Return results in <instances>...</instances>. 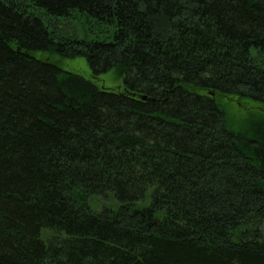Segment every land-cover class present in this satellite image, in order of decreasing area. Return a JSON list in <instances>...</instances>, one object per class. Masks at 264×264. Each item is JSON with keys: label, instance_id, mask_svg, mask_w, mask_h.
<instances>
[{"label": "trees", "instance_id": "obj_1", "mask_svg": "<svg viewBox=\"0 0 264 264\" xmlns=\"http://www.w3.org/2000/svg\"><path fill=\"white\" fill-rule=\"evenodd\" d=\"M263 109L264 0H0V264H264Z\"/></svg>", "mask_w": 264, "mask_h": 264}, {"label": "rangeland", "instance_id": "obj_2", "mask_svg": "<svg viewBox=\"0 0 264 264\" xmlns=\"http://www.w3.org/2000/svg\"><path fill=\"white\" fill-rule=\"evenodd\" d=\"M60 23L57 25L60 31V35L66 38L79 39L83 41H99L104 40V38H108L111 36V31H113L110 27L112 26H104V28L95 26L93 19L88 16L82 14L79 11H74L73 15L66 18L59 19ZM53 30V28H51ZM102 30V32H100ZM252 55L255 57L256 50H252ZM38 58H50L49 55H45V53L38 52L36 53ZM53 62H56L64 71L78 74L84 78L91 79L92 73L91 68L85 58H76V59H67L61 58L60 56H53L51 58ZM121 84L114 75L113 72H109L100 77V82L98 85L100 88L113 89L118 87ZM246 103L242 104L241 102L234 100L230 102L228 105L229 113L231 115V120L236 125H244L249 120L256 119L262 115L260 112L262 109L261 104H256L251 101H245ZM264 110V109H263ZM111 201H113L112 197H109ZM91 207L94 210L102 211L104 206L112 207V203L103 200L101 203L96 204L95 200H92ZM104 205V206H103ZM148 205V203H139L138 207H143Z\"/></svg>", "mask_w": 264, "mask_h": 264}, {"label": "water", "instance_id": "obj_3", "mask_svg": "<svg viewBox=\"0 0 264 264\" xmlns=\"http://www.w3.org/2000/svg\"><path fill=\"white\" fill-rule=\"evenodd\" d=\"M146 99V97H143V100H145Z\"/></svg>", "mask_w": 264, "mask_h": 264}]
</instances>
